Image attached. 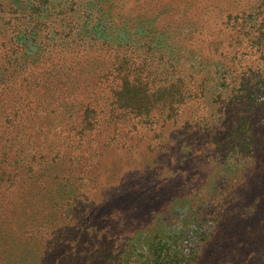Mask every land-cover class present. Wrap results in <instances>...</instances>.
<instances>
[{
    "label": "rangeland",
    "instance_id": "374dc122",
    "mask_svg": "<svg viewBox=\"0 0 264 264\" xmlns=\"http://www.w3.org/2000/svg\"><path fill=\"white\" fill-rule=\"evenodd\" d=\"M119 1H1L0 43L3 46H0V59L7 53L14 56L23 50L25 60L31 62L24 67L21 64L24 59L20 62L12 58L10 64L0 67L1 140H6L8 120L12 116V104L6 106V102L10 101L13 90L19 92L28 88L14 81L11 75L14 68L25 69L30 78L36 77L38 69L34 66L38 59L46 57L51 65L57 64L55 67L59 68L76 60L74 53L84 48L91 50L85 53L89 61L98 59L94 47L103 41L104 69L111 68L114 72L121 62L126 67L127 62H140L142 67L136 74L143 82L149 77L150 89L153 86L156 92L146 97L149 101H139L138 112L142 115L121 124L124 130L111 143L117 147L108 152L105 162L104 155L101 157L102 171L108 174L100 180L104 183L98 190L111 175L117 178V184L122 182L124 187L136 189L134 196L126 195V209L118 211L120 216L126 214L124 211L132 213L134 221H128L126 226L121 221L113 238L124 242L125 237L135 235L136 246L152 245L151 255L169 253L174 257V263H169L170 258L166 257L162 264H264V224L257 232L262 247L254 249L252 256L242 252L235 231L237 223L244 221L251 211L246 203L252 195L244 193L249 187L242 184L246 180L247 185H252L251 178L264 173V150L260 158L252 155L247 156V160L234 161L236 153L228 148L223 154L225 159L219 161L214 155L217 152L212 140L214 134L207 123L227 118L229 123L235 124L251 118L255 129L264 128V12L257 10L261 1L264 9V0ZM16 11L17 21L7 23L2 14L15 17ZM109 13L117 19L112 22L110 17L106 19ZM206 30L210 32L208 37ZM201 31L203 34L199 36ZM237 34L240 39L233 38ZM227 42L239 44L227 48ZM17 44L21 49H13ZM204 45H209V49ZM214 46L218 48L215 53L212 52ZM233 55L231 67L229 61ZM154 77L159 81L153 83ZM178 78L184 83L177 82ZM117 83H120L117 78L109 81L108 88H114ZM159 85L163 86L161 90ZM10 86V92L5 95L2 88ZM137 91L143 90L130 86L122 94L137 100L135 97H143ZM193 91L201 96L190 101L188 95ZM168 103L178 107V115L161 128V124L153 123L154 116L160 118L162 108ZM219 106L229 113L228 117L214 112ZM195 118L199 121L193 124L191 120ZM17 121L22 123L23 118ZM132 124L136 127L127 133ZM17 130L22 135L21 126L13 133ZM97 140L105 143L104 138ZM95 145L92 143L90 149L93 156H98L100 150ZM3 146L4 141H0V147ZM1 168L3 163L0 162ZM61 170L62 166L57 168L58 172ZM68 182L78 184L79 180ZM71 188H64L63 201L67 200ZM256 188L264 193V185ZM95 202H99V198ZM91 203L89 198L82 206L87 209ZM80 210L75 205L67 214V221L74 220L72 214ZM65 223L64 220L62 225ZM137 230H140L138 237ZM76 240L69 238L68 241L73 245ZM69 253L62 250L58 261L78 262ZM145 258L150 259L145 255L142 260Z\"/></svg>",
    "mask_w": 264,
    "mask_h": 264
},
{
    "label": "trees",
    "instance_id": "16d2710c",
    "mask_svg": "<svg viewBox=\"0 0 264 264\" xmlns=\"http://www.w3.org/2000/svg\"><path fill=\"white\" fill-rule=\"evenodd\" d=\"M262 5L261 1L257 7L258 12H264ZM119 9L122 12V7ZM2 15L6 17L7 23L18 19L17 11L15 17L9 13ZM106 17H110L111 22L117 19L110 13ZM202 34V31L199 32V36ZM208 35L210 36V32L206 30L205 36ZM233 38L240 39V36L237 34ZM104 44L102 41L94 47L97 48L95 55L98 59L89 61L90 57L87 58L85 53L91 50L84 48L77 54L74 53L76 60L59 68L55 67L57 64L51 65L46 57L38 59L34 66L38 69L36 77L30 78L25 69L14 68L11 72L18 86L28 88L19 92L12 91L10 101L6 102V106L12 104L6 140L0 138V141H4V146L0 147V162L3 163L0 170V264H63L58 261L62 250H68V255L72 256V259L74 256L78 261L65 260L67 264H162V259L166 257L170 258L169 263H174V257L169 253L162 255L153 252L154 255H151L152 245L136 246L133 243L135 235L132 238L125 237L124 242L113 238L121 221L125 222L124 226L128 221H134L132 213L124 211L126 214L120 216L118 211L125 208L126 195L134 196L136 189L124 187L122 182L117 184V178L111 173L112 178H106L105 186L98 190L104 183L100 180L108 174L102 171V160L104 158L105 162L108 152L113 150L114 146L117 147L111 143L115 138L118 139L116 135L124 130L120 127L121 124L142 115L138 112L141 108L138 103L144 102L145 99L149 101L146 97L156 92L152 90L153 86L150 89L149 77L143 82L136 74L142 67L140 62H127V67L121 62L113 69L114 72L111 68L104 69ZM238 44L239 42H227L226 47ZM0 46L3 44L0 43ZM204 46L207 49L210 47ZM16 47L13 49L18 50L22 46L17 44ZM213 48L212 52L215 53L218 48ZM23 53L22 50L14 56L5 54V57L0 59V67L6 63L10 64L12 58L13 61L20 62L24 59L21 63L24 67L31 64L25 60ZM233 57L234 55L229 61L231 67ZM115 63L116 61L112 62ZM112 78H117L120 83L114 88H108L109 81L114 80ZM166 79H169V75ZM180 79L176 81L184 83ZM8 80L13 83L10 77ZM151 81L154 83L159 80L154 77ZM169 84L173 85L170 82ZM130 86L143 90L137 91L143 97H135L137 101L123 96L122 92ZM162 87L159 85L158 89L161 90ZM2 90L6 95L11 86L3 87ZM199 94L198 91H193V97L188 95V99L197 100L201 96ZM182 99L185 101V95ZM164 106L166 107L162 108L161 117L154 116L153 121L158 126L161 124V128L168 120L178 115V107L175 104L168 103ZM219 107L213 109L214 112L228 117L229 113L221 109L222 106ZM19 117L23 118L22 123H16ZM63 119H66V122H63ZM191 121L196 124L199 118ZM207 123L214 134L212 140L214 150L217 151L214 154L217 160L225 159L226 155L223 154L228 148V151L236 153L232 158L234 161L247 160V156L252 155L261 157L260 154L264 150V128L262 131L255 129L251 125V118L237 121L235 124L229 123L227 118L221 122L211 120ZM20 126L22 135L18 134V130L13 133ZM135 127L136 124H132L127 133ZM102 138L105 143H100L101 140L98 142L97 139ZM92 143L99 147L98 156H93L91 152ZM60 166L62 170L58 172L57 168ZM64 169L67 170L66 174ZM72 179H78L79 183H69ZM251 179L254 184L247 185L246 180L242 184L249 187L244 193L252 195L246 203L251 211L235 228L242 252L245 255L249 253V256H252L254 249L262 247V239L258 237L257 232L260 231V225L264 224V193L256 187L264 185V173L260 172ZM68 187L72 188L67 193V200L63 201L61 197L64 188ZM238 197L241 199V196ZM89 198L92 200V206L84 209L82 205H85L84 202ZM96 198H99V202H95ZM74 204L81 210L72 214L74 220L67 221V214L72 212ZM64 220L66 223L62 225ZM93 222L97 224H91ZM129 224L132 225V222ZM139 231L136 232L137 237ZM69 238L75 239L76 243L70 244ZM145 255L150 259L142 260ZM247 261L245 256L244 263Z\"/></svg>",
    "mask_w": 264,
    "mask_h": 264
}]
</instances>
